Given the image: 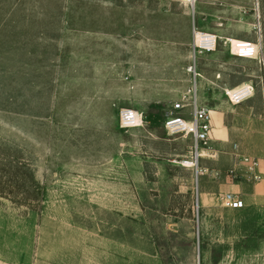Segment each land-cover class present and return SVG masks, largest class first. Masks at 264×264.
<instances>
[{"label": "rangeland", "instance_id": "rangeland-1", "mask_svg": "<svg viewBox=\"0 0 264 264\" xmlns=\"http://www.w3.org/2000/svg\"><path fill=\"white\" fill-rule=\"evenodd\" d=\"M194 65L217 152L198 180L164 128ZM235 144L264 169V0H0V264H264V181L227 178Z\"/></svg>", "mask_w": 264, "mask_h": 264}, {"label": "built area", "instance_id": "built-area-1", "mask_svg": "<svg viewBox=\"0 0 264 264\" xmlns=\"http://www.w3.org/2000/svg\"><path fill=\"white\" fill-rule=\"evenodd\" d=\"M213 36V35H212ZM208 45L203 46L206 50H213L216 46V37L213 36L207 41ZM232 52L235 56L243 59H254L259 56L260 47L254 42H239L236 47L239 52L235 51L234 44H231ZM188 72L192 73L195 79V88L193 89V96L190 101L176 103L172 110L168 112L166 120L164 121V128L170 135H182L183 137H190L192 145L190 149V156L183 166L193 168L196 172V178L199 179L203 174L201 167V160L204 158H214L217 155L216 150L212 145V115L209 107L200 102L196 90V82L201 74L197 71L196 66H190ZM190 91V92H191ZM229 101L233 104H240L252 98L255 94L254 85L251 83H244L240 86L230 89H224ZM189 100V99H188ZM181 113L175 115V113ZM119 120L121 127L128 130L134 128H141L144 126L145 120L143 113L138 112L132 108H122L119 112ZM236 163L232 169L226 173L230 180L237 179L239 172L238 167H241V176L247 181L257 184L263 181L264 174L261 171V161L259 158H253L239 153L238 145L234 146ZM221 171H217L220 175ZM220 200L228 207L235 209H242L245 207L243 199L239 195L227 192L221 195ZM195 264H201L200 261Z\"/></svg>", "mask_w": 264, "mask_h": 264}, {"label": "bare ground", "instance_id": "bare-ground-1", "mask_svg": "<svg viewBox=\"0 0 264 264\" xmlns=\"http://www.w3.org/2000/svg\"><path fill=\"white\" fill-rule=\"evenodd\" d=\"M200 33L196 32V37L199 35ZM200 40L202 43L204 44H201L202 46H205V45H208L207 41L208 39H211L213 36L211 34H204V35H201L200 34ZM239 42H245V41H239V40H233V44H234V47H235V51L236 52H239V49L236 47V45L239 43ZM197 90V88H196Z\"/></svg>", "mask_w": 264, "mask_h": 264}, {"label": "crops", "instance_id": "crops-1", "mask_svg": "<svg viewBox=\"0 0 264 264\" xmlns=\"http://www.w3.org/2000/svg\"><path fill=\"white\" fill-rule=\"evenodd\" d=\"M250 60V59H249ZM249 83H251L252 84V82L250 81ZM231 86H233V85H230V87L228 88V86H227V88H225V89H230V88H232ZM252 99V98H251ZM251 99H249V100H251ZM248 101V100H247ZM211 114H212V111H211ZM212 118H213V115H212ZM213 127V126H212ZM261 171L264 173V169H262L261 168ZM263 181H264V178H263ZM263 181H261V182H263ZM174 264H185V263H180V262H176V263H174ZM187 264H190V263H187Z\"/></svg>", "mask_w": 264, "mask_h": 264}]
</instances>
